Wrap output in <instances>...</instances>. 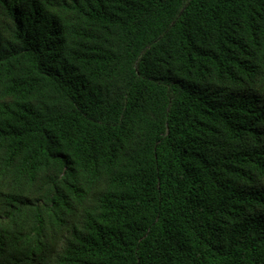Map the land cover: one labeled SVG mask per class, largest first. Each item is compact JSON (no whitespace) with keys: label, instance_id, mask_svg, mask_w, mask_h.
<instances>
[{"label":"trees","instance_id":"trees-1","mask_svg":"<svg viewBox=\"0 0 264 264\" xmlns=\"http://www.w3.org/2000/svg\"><path fill=\"white\" fill-rule=\"evenodd\" d=\"M0 264H264V0H0Z\"/></svg>","mask_w":264,"mask_h":264}]
</instances>
